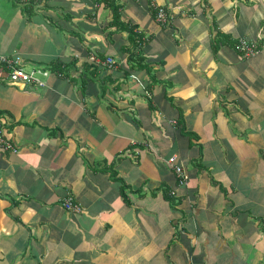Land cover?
Segmentation results:
<instances>
[{
	"label": "crops",
	"instance_id": "0c3cea01",
	"mask_svg": "<svg viewBox=\"0 0 264 264\" xmlns=\"http://www.w3.org/2000/svg\"><path fill=\"white\" fill-rule=\"evenodd\" d=\"M115 1L0 0V264H264V0Z\"/></svg>",
	"mask_w": 264,
	"mask_h": 264
},
{
	"label": "built area",
	"instance_id": "2783aa9c",
	"mask_svg": "<svg viewBox=\"0 0 264 264\" xmlns=\"http://www.w3.org/2000/svg\"><path fill=\"white\" fill-rule=\"evenodd\" d=\"M157 20L161 23H166L168 21V12L164 8H158L156 11ZM237 49L243 54L245 57L254 56L260 49L259 45L255 41H249L246 38H240L237 42ZM92 58H95L93 56ZM6 64L9 71V79L14 83H30L33 86L44 87L47 85V81L49 76L52 73L47 67H33L32 69H27V64L20 57H11L7 58L5 56H0V64ZM107 63L109 65H115L117 63L116 59L113 57L107 58ZM59 75H64L63 72L58 71ZM0 146L4 147V149L12 148V144L7 140L5 134L3 132V127L0 124ZM18 149H13V151H17ZM168 162L172 165L180 184L185 185L189 183L190 175L185 168V166L181 163L177 162L176 156H172L169 158ZM64 206L72 211H81L82 205L76 203V201L71 197H67L64 200Z\"/></svg>",
	"mask_w": 264,
	"mask_h": 264
},
{
	"label": "trees",
	"instance_id": "16d2710c",
	"mask_svg": "<svg viewBox=\"0 0 264 264\" xmlns=\"http://www.w3.org/2000/svg\"><path fill=\"white\" fill-rule=\"evenodd\" d=\"M108 4L114 10V15H115V17H114V23L117 24V25H119L121 28L130 29L131 35H132V39L134 40L135 37H134L133 29L128 24H125V23H123L121 21L120 5H118L115 0H108ZM114 176H115V174H114Z\"/></svg>",
	"mask_w": 264,
	"mask_h": 264
}]
</instances>
